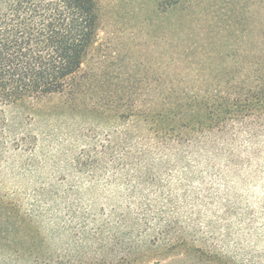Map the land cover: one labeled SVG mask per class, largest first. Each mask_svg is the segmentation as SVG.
I'll list each match as a JSON object with an SVG mask.
<instances>
[{"label": "rangeland", "instance_id": "374dc122", "mask_svg": "<svg viewBox=\"0 0 264 264\" xmlns=\"http://www.w3.org/2000/svg\"><path fill=\"white\" fill-rule=\"evenodd\" d=\"M156 2L98 0L97 42L83 65L94 81L88 106L103 95L95 112L68 108L63 94L3 108L8 143L0 193L31 213L52 251L68 253L75 264L98 257L105 264H264L262 159L237 173L221 161L219 176L206 171V161L195 162L187 180L183 159L176 166L169 152L152 150L149 180L127 181L124 170L116 171L123 139L138 144V118L120 117L137 97L135 84L154 86L159 74L160 82L184 85L192 64L187 45L202 36L183 28V11L167 14ZM197 76L191 72L188 80L201 81ZM181 152L182 158L183 146Z\"/></svg>", "mask_w": 264, "mask_h": 264}, {"label": "trees", "instance_id": "16d2710c", "mask_svg": "<svg viewBox=\"0 0 264 264\" xmlns=\"http://www.w3.org/2000/svg\"><path fill=\"white\" fill-rule=\"evenodd\" d=\"M156 1L167 14L183 11V28L202 36L187 45L192 64L184 85L183 79L160 82L159 74L154 86H143V79L135 84L137 97L127 100L129 111L120 117L138 118V144L133 148L123 139L116 171L124 170L127 181L149 180L152 150L169 152L165 157L176 158V166L183 159L187 180L195 162L206 161V171L219 176L222 171L214 168L221 161L234 173L245 163L264 161V0ZM98 19V0H0V161L8 143L5 106L63 94L68 108L95 112L103 95L99 91L88 106L94 81L83 65L97 42ZM191 72L202 80H188ZM246 141L254 146L241 148ZM30 214L0 193V264H75L68 253L52 251ZM95 230L92 237L99 240L102 229Z\"/></svg>", "mask_w": 264, "mask_h": 264}]
</instances>
